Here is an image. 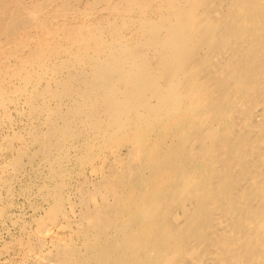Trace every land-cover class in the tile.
Instances as JSON below:
<instances>
[{
  "label": "bare ground",
  "instance_id": "obj_1",
  "mask_svg": "<svg viewBox=\"0 0 264 264\" xmlns=\"http://www.w3.org/2000/svg\"><path fill=\"white\" fill-rule=\"evenodd\" d=\"M21 1L0 0V47L18 57L2 79L25 81L30 112L49 102L31 139L46 160L82 134L95 151L79 160L98 177L80 192L83 241L56 264H264V0H96L121 22L79 25L61 0L53 28ZM52 187L43 226L62 214Z\"/></svg>",
  "mask_w": 264,
  "mask_h": 264
},
{
  "label": "rangeland",
  "instance_id": "obj_2",
  "mask_svg": "<svg viewBox=\"0 0 264 264\" xmlns=\"http://www.w3.org/2000/svg\"><path fill=\"white\" fill-rule=\"evenodd\" d=\"M56 1L55 0H42V2L41 1L39 2V0H22L20 3H21V7L25 8V10H24L25 13L23 11V8H21V7H19V12L22 10L21 15L23 18L25 15H27V18L30 17L29 19L25 18L27 20H30V19L31 20H34V19L39 20V19H42L45 17L50 18L51 15L53 17L56 16L55 19L52 17L49 19L51 22L50 26H51V28H53V26H55L57 20H59V22L62 21V18L57 16V11H56L57 5L60 4L61 0H56ZM68 1L70 4L68 7V16L65 20L70 22V23H76L77 25H79L81 23L89 24V23H95L97 21H108V20H112L113 18L115 19L116 23H120L121 22L120 16L124 17V15H117L119 18L116 16V14L111 15L109 12L110 9L102 8V10H101V7L107 6V3L100 2V4H99V2H96V0H68ZM86 2H88L87 3L88 6L85 4ZM94 2L97 3L98 5H95ZM41 4L42 5L44 4V6H40ZM91 4H93V6H95V7H93ZM25 5L26 6L29 5V7L31 6L29 8L30 10H32L33 8H36L34 13L33 12L30 13L28 11L30 13L29 14L26 10L27 7ZM74 5H75V7H74ZM89 5L92 6V8ZM55 6H56V8H54ZM42 7H45V8H42ZM98 8H100L101 11H98L99 10ZM41 9H43V10L41 11ZM53 9H55V11ZM70 9H72V10H70ZM85 9L89 12H87ZM79 12L81 13V15L83 17L79 16L80 15ZM26 13H28V14H26ZM94 14H95V16H94ZM84 15H85V17H84ZM126 16H128V15H125V17ZM104 18H106V19H104ZM3 39L4 38H1V40H3ZM30 41L32 42L33 40H30ZM9 50L10 49H5V47H3V45H2V47H0V68H1L0 69V75H1L0 76V82H1L0 83V86H1L0 89H3L5 91V93H7L6 95H3V99H4L3 101L0 98V105H1L0 106V264H40L41 261L43 264L44 263L45 264H56V261L58 263H60V259L65 257V254H66V253H62V252H57V251H60L59 250L60 246L62 247L64 245L71 244V245H69V249H66V250L68 252V251H70V249H73L69 252V254L70 253L76 254L77 253V247L80 246L82 241H83L84 236L80 234V222L78 221V212H80V209L82 210V208H84L85 206H83L82 204L79 203V199L81 198L80 192L84 191L82 189L87 188V186H88V185L84 184V181L86 178H88V179L93 178L94 180H97L98 177H94L95 175L90 173V171H91L89 168L90 165L86 162L84 164V165H86L84 168V171H81V169L83 170V166H82L81 162H79V160L82 157L87 158L88 156H93L95 154V151L93 149H90V147L88 146L89 144L87 146H85L86 148L84 150V144H82V143H85L87 141V139H86L87 136L85 134L84 135L82 134V136H80L81 139L79 137L75 138V139L69 138V140L67 139V141L64 143V145L66 147L63 145L62 154H61L62 155L61 157L64 158L63 160H61V158H57L58 155H56V152L52 149H51L52 151L50 150V152H49L48 159L46 160L45 158H43L44 156L42 155V152H41V146L37 142L35 143V141L32 139L40 134L39 133L40 130L45 128L44 125L40 126L41 125L40 121L42 123L45 120V112H44L45 110L44 109L46 107L45 103L48 101H45L44 99L42 100L40 98L37 99L38 101L37 100L35 101V105H39L40 108L36 111L30 112L28 110V104L26 103V101L27 102L28 101H34V98H30L29 93L27 94L26 92H22L20 94L21 95L20 96L19 93L16 92V89L18 87H20V85L21 86L24 85L25 81L23 82L19 77H16V76H13V79L12 78L11 79L5 78L4 80L2 79V77H5V76L9 77V75L11 74L10 71L14 67L13 64H16V62L18 61V57L14 56V54L11 55L10 53H8ZM19 50L20 49H18L17 51H19ZM19 52H17V54H19ZM22 53H25V51H23ZM6 58H8V59H6ZM52 58H51L52 61H50L51 63L48 65H51V67H55V65H56V67H57L58 64L56 62L52 63V62H54L53 61L54 57H52ZM3 73L5 76L3 75ZM33 74L36 75L35 73H33ZM45 76H48V75L46 74ZM43 82H44V80L40 81L38 84L37 81H36V83H35V81L34 82L29 81V84L27 85L28 87H26V91L30 92V90H32L30 88H33L34 86L37 87V85H38V88H36V89L41 90L43 88L44 83L47 84L48 81H45L44 83ZM11 87H13V88H11ZM6 89L8 90V92L11 90L12 91L14 90L15 92H13V93H12V91L9 92L12 94L11 95V94H8ZM11 97H12L11 100H13V104L10 102ZM16 98H18V100ZM15 100H16V102H15ZM6 101L9 102L10 104H7ZM22 105H25V106H22ZM47 106H48V104H47ZM24 108H25V110H23ZM27 111H28V113H27ZM4 114H6V115H4ZM41 115H42V117H40ZM35 117H36V119H35ZM27 119H29V120H27ZM14 121H15V123H14ZM34 123L36 125L38 124L40 126V128L41 127L42 128L39 129L38 125L35 127ZM25 128H26V130H24ZM19 129H20V131H19ZM21 129H23V130H21ZM15 130H17V132ZM28 130L30 131V133ZM36 130H37V132H36ZM35 132L38 134L35 135L36 134ZM12 133H14V134H12ZM26 133H29V135L27 136ZM5 134H7V136L9 135L10 138H12V139H10V140H8V138L6 139ZM21 135H23L24 137ZM19 136H20V138H19ZM14 137H16V138H14ZM70 140H74V141L71 142ZM7 141L8 142L10 141L11 143H8ZM25 141L28 144V145L26 144L27 146L25 145ZM30 141L32 142V145H29V143H31ZM3 142H7V143H3ZM75 142H78V143H75ZM6 144H9V145H6ZM72 144L73 145L75 144V145L72 147ZM81 144L83 145V147L81 146ZM33 146H34V148H33ZM31 148H33V149H31ZM37 149H39V150H37ZM81 150H82V152L77 154ZM34 151H36V152L34 153ZM37 151H40V152L38 153ZM125 151H126V149L123 150V152H125ZM64 152H66V156H65ZM21 153L22 154L24 153V155H26V156L22 157L23 155ZM16 154H19V155L17 156ZM20 154H21V156H20ZM33 154H35V155H33ZM67 155L68 156L70 155L71 157L70 156L68 157ZM53 156L55 159L53 158ZM67 158H69V159H67ZM48 160H50V162L51 161H53V162H51V164H50V162ZM55 161H57L58 163ZM61 161H62V163H60ZM64 161H65V163H64ZM98 163L101 164V161ZM16 164H17V166H16ZM64 164H65V166H64ZM43 166H45V167H43ZM58 166H60V167L58 168ZM53 169H54V171H53ZM55 170H57L56 171L57 173L55 172ZM52 171L55 172L56 174L53 173ZM50 172H52V173H50ZM63 173L65 176H63ZM66 173L67 174L69 173V174L67 175ZM54 175H56V176H54ZM57 176H58V178H57ZM53 178H55V180ZM49 179L50 180L52 179V180L50 181ZM93 179H91V180H93ZM46 180L48 183L46 182ZM57 180H58V182H56ZM61 180H62V182H61ZM43 182H44V184H43ZM53 184L61 186L60 187V194H61L60 196L62 197V200H63V201L61 200L62 201V204H61V209H62L61 213L62 214H59L58 219L54 223L43 226V225H41L40 221H37V219L38 218L40 219L41 214L42 215L45 214V212L48 210V208L53 203L52 199L54 200V197H53V193H52L53 192L52 186H55ZM48 185H50V186L48 187ZM44 186H46V187H44ZM43 187L45 188L46 191L44 190ZM47 192H48V194H47ZM50 195H52V196H50ZM75 220H77V222ZM38 225H39V228H38ZM40 225H41V227H40ZM42 227H43V229H42ZM40 228L42 230H44V228H45L44 232ZM39 229H40L41 233L38 231ZM72 229H73V231H72ZM38 232L40 234H38ZM77 234H79V235H77ZM52 238H54L55 240ZM78 238H79V240H77ZM63 239H64V241H63ZM39 240H40V242H39ZM50 240H54V241H50ZM62 241H63V243L65 242V244L62 245L61 244ZM58 242L60 245L58 244ZM56 244H58V245H56ZM72 244H73V246H72ZM55 246H58L57 250H56ZM70 246H72V247H70ZM50 254L52 256L54 254V256L53 257L51 256V258H50V256H48ZM38 257H39V259H38ZM40 258H41V261H40ZM43 258H44V260H43ZM48 258L54 259L55 261L53 260L52 262L48 263L49 262ZM56 258H57V260H56ZM37 260H38V262H37ZM43 261H45V262H43Z\"/></svg>",
  "mask_w": 264,
  "mask_h": 264
}]
</instances>
